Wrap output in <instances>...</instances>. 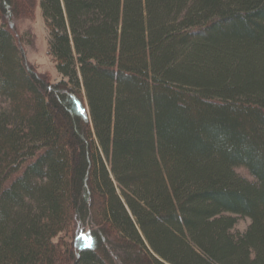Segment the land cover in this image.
<instances>
[{
	"label": "trees",
	"instance_id": "1",
	"mask_svg": "<svg viewBox=\"0 0 264 264\" xmlns=\"http://www.w3.org/2000/svg\"><path fill=\"white\" fill-rule=\"evenodd\" d=\"M0 264H264V0H0Z\"/></svg>",
	"mask_w": 264,
	"mask_h": 264
},
{
	"label": "rangeland",
	"instance_id": "2",
	"mask_svg": "<svg viewBox=\"0 0 264 264\" xmlns=\"http://www.w3.org/2000/svg\"><path fill=\"white\" fill-rule=\"evenodd\" d=\"M15 28L22 39V48L25 52L27 62L32 65L39 74L54 81L58 79L59 76L57 75L54 64L48 55V32L39 8L36 7L32 14L25 15L16 20ZM236 171L246 178H251L243 167H237ZM248 224V218H239L235 229L238 231H244Z\"/></svg>",
	"mask_w": 264,
	"mask_h": 264
},
{
	"label": "snow or ice",
	"instance_id": "3",
	"mask_svg": "<svg viewBox=\"0 0 264 264\" xmlns=\"http://www.w3.org/2000/svg\"><path fill=\"white\" fill-rule=\"evenodd\" d=\"M91 245H89V247H90Z\"/></svg>",
	"mask_w": 264,
	"mask_h": 264
}]
</instances>
